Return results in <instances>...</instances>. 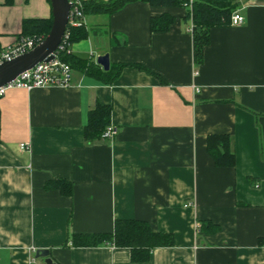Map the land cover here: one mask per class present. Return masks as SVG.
Wrapping results in <instances>:
<instances>
[{
  "label": "crops",
  "instance_id": "1",
  "mask_svg": "<svg viewBox=\"0 0 264 264\" xmlns=\"http://www.w3.org/2000/svg\"><path fill=\"white\" fill-rule=\"evenodd\" d=\"M5 1L0 52L18 39L24 19L52 16L49 0ZM234 2L244 23L212 28L200 65L185 8L136 1L85 16L89 34L72 45L75 55L138 63L164 82L130 66L111 84L73 69L68 87L6 92L0 264H46L37 249L59 264H264V0ZM165 12L175 22L152 33L151 17ZM97 102L112 106L117 134L89 142L83 127ZM211 134L230 135L233 167L215 165ZM58 179L73 183L71 195L46 188ZM129 218L173 233L174 246L133 262L129 248L71 244L74 233H110ZM205 221L218 230H203Z\"/></svg>",
  "mask_w": 264,
  "mask_h": 264
},
{
  "label": "trees",
  "instance_id": "2",
  "mask_svg": "<svg viewBox=\"0 0 264 264\" xmlns=\"http://www.w3.org/2000/svg\"><path fill=\"white\" fill-rule=\"evenodd\" d=\"M14 0H6V4L11 5ZM50 1V0H49ZM71 7L77 6L80 15L74 16L80 20L79 25L68 24L66 28L67 38L63 41L65 49L59 51V57L69 63L72 69L80 70L85 74L94 77L104 83H113L125 67H134L147 71L164 82L160 75L147 69L138 63L110 64L108 70H104L99 64L90 58H81L72 52V45L88 37V30L84 23V18L89 14L110 15L126 4L141 1L156 7H182L185 8L183 20L192 25V47L193 60L196 65L204 61V51L210 43L211 29L218 26L229 25L231 15L237 8L234 0H69ZM53 17L24 19L22 29L18 36L33 38L36 43H40L50 32ZM175 22V16L165 12L159 16L151 17L150 31L166 32ZM71 52H67V49ZM112 106L97 102L87 113L86 122L83 127L86 141H94L102 138V133L111 124ZM1 141V140H0ZM207 151L216 166L233 167L236 163V156L232 150L231 137L228 134H211L207 137ZM46 188H56L62 194L71 195L73 193V183L66 179H58L46 183ZM201 228L205 231H216L218 226L211 222H202ZM110 243L120 248H129L133 262H146L150 259L151 253L158 247H172L175 244L173 233L154 231L151 225L144 220L129 218L117 219L114 229L110 233L82 234L74 233L71 236V244L75 247H90L100 244ZM224 264H234L231 262Z\"/></svg>",
  "mask_w": 264,
  "mask_h": 264
},
{
  "label": "built area",
  "instance_id": "3",
  "mask_svg": "<svg viewBox=\"0 0 264 264\" xmlns=\"http://www.w3.org/2000/svg\"><path fill=\"white\" fill-rule=\"evenodd\" d=\"M78 1V0H75ZM80 15V11L77 6L71 7L69 13L68 24L79 25L80 20L74 18V16ZM245 21V17L235 11L231 15L230 25H241ZM192 30V25L190 24L189 29ZM67 38L65 32L63 39L60 43L59 48L54 53V58L48 61H40L36 63L32 68L27 69L17 75L13 80L0 86V99L6 94L9 89L13 88H23L31 90L36 87H46V86H58V87H68L71 85L72 80V67L69 63L63 61L59 57V51L65 49V44L63 41ZM37 45L36 41L30 37H20L14 43L8 45L3 51L0 52V64L4 61L11 60L31 49ZM67 52H71V49H67ZM195 75L198 71L194 72ZM196 92L200 89L195 88ZM117 134V129L112 125H108L104 132L102 133V138L113 139ZM21 148L25 147V143L20 144ZM258 186V185H256ZM264 246V243H263Z\"/></svg>",
  "mask_w": 264,
  "mask_h": 264
},
{
  "label": "water",
  "instance_id": "4",
  "mask_svg": "<svg viewBox=\"0 0 264 264\" xmlns=\"http://www.w3.org/2000/svg\"><path fill=\"white\" fill-rule=\"evenodd\" d=\"M52 7V27L48 35L33 49L0 64V86L13 80L23 71L32 68L40 61H48L54 58V53L60 46L69 22L71 2L69 0H50ZM97 63L104 70L110 67L108 54L100 55ZM45 258L46 264H59L50 256L48 249H37L36 258Z\"/></svg>",
  "mask_w": 264,
  "mask_h": 264
}]
</instances>
